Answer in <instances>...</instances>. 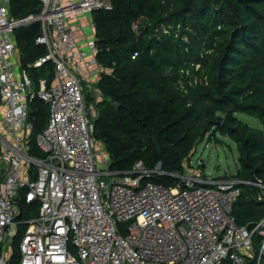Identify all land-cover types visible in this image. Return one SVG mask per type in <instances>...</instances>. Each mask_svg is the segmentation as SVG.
<instances>
[{
  "label": "built area",
  "instance_id": "obj_1",
  "mask_svg": "<svg viewBox=\"0 0 264 264\" xmlns=\"http://www.w3.org/2000/svg\"><path fill=\"white\" fill-rule=\"evenodd\" d=\"M37 13L17 18L0 0V264H10L13 237L24 225L16 264H247L258 237L264 254V217L239 225L231 207L238 184L200 171L171 174L174 185L151 180L159 169L141 160L112 170L98 163L89 82L105 68L97 60L92 14L108 0H39ZM38 23L35 42L46 48L33 67L50 62V82L34 81L20 64L14 31ZM140 18L132 23L137 34ZM136 52L132 54V58ZM96 80V79H95ZM48 104L46 126L33 135L31 102ZM264 130V127H263ZM31 140L39 154L31 152ZM198 170V169H197ZM34 215L19 220V191ZM32 212V211H31ZM33 213V212H32Z\"/></svg>",
  "mask_w": 264,
  "mask_h": 264
},
{
  "label": "trees",
  "instance_id": "obj_2",
  "mask_svg": "<svg viewBox=\"0 0 264 264\" xmlns=\"http://www.w3.org/2000/svg\"><path fill=\"white\" fill-rule=\"evenodd\" d=\"M108 1L110 8L92 14L96 57L105 71L96 83L98 95L86 91L85 99L94 105L93 137L109 155L110 169L129 170L141 160L151 170L160 165L151 180L174 185L178 178L170 174L184 173L196 145L204 138L222 144L221 135L238 152L233 178L264 184V130L237 116L246 114L264 126V0ZM39 9V0L9 3L17 18ZM139 18L136 34L132 23ZM39 34L38 23L14 31L20 67L35 86L40 78L50 82L53 77L50 62L32 66L46 53L35 42ZM30 106L34 137L46 126L49 107L40 99ZM30 144L31 152L39 154ZM237 186L240 193L231 207L236 223L264 217L261 189ZM22 193L19 220L37 208L27 205ZM24 228L19 225L13 237L10 264L20 256ZM258 245L255 237L247 264H264V254L257 258ZM220 264L231 262L225 258Z\"/></svg>",
  "mask_w": 264,
  "mask_h": 264
},
{
  "label": "rangeland",
  "instance_id": "obj_3",
  "mask_svg": "<svg viewBox=\"0 0 264 264\" xmlns=\"http://www.w3.org/2000/svg\"><path fill=\"white\" fill-rule=\"evenodd\" d=\"M15 61L16 68H18L19 58L17 52L15 54ZM95 79L89 82V87L87 89V91L93 96L98 95V88L96 86L98 79ZM94 115L95 108L93 107L90 117L92 118ZM237 116L241 120L247 122L251 127H258L261 129L264 127L257 121V119L246 114L239 113ZM218 137L223 140L222 144L217 143L213 139L204 138L196 145L191 159L184 162V172L195 173L200 171L202 176H212L214 179L224 183L232 180V174L239 167L238 152L235 145L229 142L225 136L218 135ZM226 141L229 145L224 143ZM95 147L98 154V163L103 165V162L108 158V154L100 143L95 142ZM155 168L160 169L157 166Z\"/></svg>",
  "mask_w": 264,
  "mask_h": 264
},
{
  "label": "water",
  "instance_id": "obj_4",
  "mask_svg": "<svg viewBox=\"0 0 264 264\" xmlns=\"http://www.w3.org/2000/svg\"><path fill=\"white\" fill-rule=\"evenodd\" d=\"M157 167L159 168L160 167V165H157ZM171 175V174H170Z\"/></svg>",
  "mask_w": 264,
  "mask_h": 264
},
{
  "label": "crops",
  "instance_id": "obj_5",
  "mask_svg": "<svg viewBox=\"0 0 264 264\" xmlns=\"http://www.w3.org/2000/svg\"><path fill=\"white\" fill-rule=\"evenodd\" d=\"M98 79H99V78H98ZM86 91H87V90H86ZM86 91H85V92H86ZM262 129H263V128H262Z\"/></svg>",
  "mask_w": 264,
  "mask_h": 264
}]
</instances>
